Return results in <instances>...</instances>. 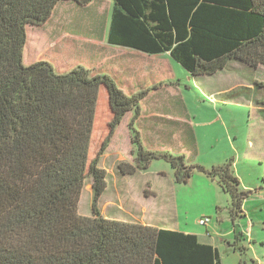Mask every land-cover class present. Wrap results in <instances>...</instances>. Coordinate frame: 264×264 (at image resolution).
Wrapping results in <instances>:
<instances>
[{
	"label": "trees",
	"instance_id": "trees-1",
	"mask_svg": "<svg viewBox=\"0 0 264 264\" xmlns=\"http://www.w3.org/2000/svg\"><path fill=\"white\" fill-rule=\"evenodd\" d=\"M61 1L0 0V264H222L218 248L197 234L103 215L107 170L99 165L124 116L136 148L124 174L168 160L178 182L194 170L218 180L244 213L246 193L226 162L207 169L182 154L147 149L135 127L149 88L127 94L108 73L84 65L58 72L46 60L24 64L27 26L42 25ZM107 43L148 54L169 52L192 76L213 75L237 59L264 65V0H114ZM101 86L112 119L98 155L89 163ZM256 86L264 88L263 82ZM264 111V100L258 101ZM93 178V215L79 212L87 177ZM229 244L245 252L244 234Z\"/></svg>",
	"mask_w": 264,
	"mask_h": 264
},
{
	"label": "rangeland",
	"instance_id": "rangeland-1",
	"mask_svg": "<svg viewBox=\"0 0 264 264\" xmlns=\"http://www.w3.org/2000/svg\"><path fill=\"white\" fill-rule=\"evenodd\" d=\"M113 4L114 0H106L87 9L73 10L72 5L64 8L70 20L60 24L63 30L28 25L24 64L46 60L61 72L81 64L91 67L93 73L110 74L103 64L111 58V49H128L107 43ZM60 10L58 7L55 15L59 16ZM93 39L102 40L108 49L93 46ZM167 58L170 73L159 81L153 75L134 91L149 88L135 124L143 144L155 152L182 154L188 164L207 169L232 162L247 195L244 213L232 214L231 196L218 180L198 169L188 182H178L171 163L160 157L137 174L122 173L120 163L134 164L136 158L129 127L131 113L122 120L100 157L99 165L108 173L100 210L108 217L143 220L147 205L157 212L153 214L154 225L197 234L200 241L218 247L222 264H264V111L258 103L264 100V88L256 86V82L264 81V67L233 59L213 75L192 76L170 55ZM112 116L109 95L102 87L89 163L100 151ZM92 182L87 170L79 203V212L86 216L93 215ZM205 217L211 222L200 224ZM235 230L244 234L241 244L245 252L229 246L236 239Z\"/></svg>",
	"mask_w": 264,
	"mask_h": 264
},
{
	"label": "crops",
	"instance_id": "crops-1",
	"mask_svg": "<svg viewBox=\"0 0 264 264\" xmlns=\"http://www.w3.org/2000/svg\"><path fill=\"white\" fill-rule=\"evenodd\" d=\"M105 1L106 0H93L91 3H89L87 5H80L74 1H61L56 5L55 9L53 10L51 17L48 19V21L46 23H44L42 25H35V26L45 27V28H49V29L59 27L60 30H63V25H60V24L65 23V22L70 20L69 15H67L64 12V8H68L69 6L72 5L73 10L85 9V8L87 9V8H91L95 4L105 3ZM107 3L109 5V2H107ZM58 7H59V9L61 8V10H60L61 12L59 13L60 14L59 16L55 15V12L58 9ZM107 10H109V6H108ZM79 20L80 19H78V23H79ZM106 40H107V38H106ZM55 43H56V41L53 42V44H55ZM103 43L104 42L102 40H99V41L94 40L92 45L96 46V47H102L103 50L108 49V48H106V46L102 45ZM117 47H122V46H117ZM124 48H128V47H124ZM111 50H113V52L110 55H108L109 57L111 56V58L107 59L105 61L106 63L103 64V65H107L108 67H106L104 69H106L110 72L111 76H113L116 79L118 84L121 86V88L126 93H129V92L134 93V91L137 90V87L141 88L143 85H145L143 82H145L147 84V82H146L147 78L152 79L153 75L156 76L157 80L159 81L162 78L161 76H164L165 73H170L171 65H170V60H168V58H167L170 55L169 52L153 55V54H148V53H145L143 51L133 49V48H128L127 50H122V49L115 50L112 48ZM260 66L264 67V65H260ZM55 69L57 70L58 68H55ZM89 69H91V67ZM67 71H69V70H67ZM67 71H62V72H67ZM58 72H61V71H58ZM102 87H104L106 89L105 86H101V88ZM106 91H107V89H106ZM107 93H108V91H107ZM130 113L133 116V111H129L124 116V118ZM132 116H131V118H132ZM137 122H138V120H137ZM156 193L157 192L154 191V194H156ZM153 211L154 210L150 206L146 205V207L143 211V215L145 217V219H143V220L129 219V218L120 217V216H115V217H110V218H115V219H119V220H123V221L137 222V223H141L144 225L162 227V226H158V225L153 224V222H154V220H153L154 215L153 214L157 215V212H155V211L153 212ZM106 217H108V216H106ZM163 228H167V227H163ZM184 232H186V231H184ZM186 233H189V232H186ZM198 238H199V236H198ZM199 240H200V238H199ZM201 242H203V241H201ZM203 243H209V242H203ZM229 244H231V243H229Z\"/></svg>",
	"mask_w": 264,
	"mask_h": 264
},
{
	"label": "built area",
	"instance_id": "built-area-1",
	"mask_svg": "<svg viewBox=\"0 0 264 264\" xmlns=\"http://www.w3.org/2000/svg\"><path fill=\"white\" fill-rule=\"evenodd\" d=\"M199 222L202 225H207L209 222H211V219L209 217H205V218L200 219Z\"/></svg>",
	"mask_w": 264,
	"mask_h": 264
}]
</instances>
